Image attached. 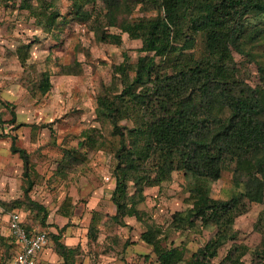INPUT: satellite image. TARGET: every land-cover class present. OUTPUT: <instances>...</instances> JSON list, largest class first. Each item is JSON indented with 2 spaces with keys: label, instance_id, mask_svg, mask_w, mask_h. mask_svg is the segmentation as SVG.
Segmentation results:
<instances>
[{
  "label": "rangeland",
  "instance_id": "rangeland-1",
  "mask_svg": "<svg viewBox=\"0 0 264 264\" xmlns=\"http://www.w3.org/2000/svg\"><path fill=\"white\" fill-rule=\"evenodd\" d=\"M44 9L59 15L60 28L47 31L39 24L33 11ZM74 11L73 0H0V264L12 262L21 251L11 227L15 214L23 227L48 233L45 250L55 256L53 264H161L143 240L147 231L163 247L182 252L177 264H189L220 230L216 224L188 222L195 187L190 172L175 171L160 186L145 187L138 214L121 224L113 219L118 137L97 100L122 89L114 67L126 58L136 62L142 41L116 28L109 32L122 36L121 45L99 40L92 23L81 22ZM248 24H264V15ZM252 46L251 62L236 52L234 57L264 103L259 72L264 39ZM205 50V36L199 34L197 56ZM45 72L51 74L46 93ZM260 118L264 121V109ZM93 127L99 129L95 144L86 139ZM13 136L15 147L26 150L28 164L13 151ZM233 169L209 182L210 195L228 200L244 192ZM129 185L132 194L136 186ZM263 209L252 203L235 219L236 235L218 248L213 264L233 244L250 251L260 245L263 234L255 224ZM250 259V253L243 257Z\"/></svg>",
  "mask_w": 264,
  "mask_h": 264
},
{
  "label": "trees",
  "instance_id": "trees-1",
  "mask_svg": "<svg viewBox=\"0 0 264 264\" xmlns=\"http://www.w3.org/2000/svg\"><path fill=\"white\" fill-rule=\"evenodd\" d=\"M73 7L75 18L91 22L99 40L121 45L122 36L109 32L116 28L142 41L136 62L126 58L114 67L122 89L97 100L118 137L113 219L121 224L137 215L145 187L160 186L175 171L190 172L195 187L188 222L216 224L220 230L189 264H213L218 248L236 235L235 219L252 203L264 205V103L234 57L236 52L247 63L254 60L252 44L264 39V24L248 23L264 15V0H73ZM33 13L45 30L60 28L57 13ZM199 34L206 45L201 57L196 54ZM259 72L264 85L261 64ZM50 77L45 72V93ZM95 133L96 127L86 133L91 144L97 142ZM12 149L28 164L25 149L15 147L14 141ZM231 165L244 192L228 200L213 197L209 182ZM129 183L136 186L132 194ZM255 229L263 234L260 245L250 251L233 244L218 264H264V209ZM142 237L153 246L159 263L182 259L181 251L163 247L152 231ZM248 253L251 261L245 262Z\"/></svg>",
  "mask_w": 264,
  "mask_h": 264
},
{
  "label": "built area",
  "instance_id": "built-area-1",
  "mask_svg": "<svg viewBox=\"0 0 264 264\" xmlns=\"http://www.w3.org/2000/svg\"><path fill=\"white\" fill-rule=\"evenodd\" d=\"M11 227L21 251L10 264H39L38 256L49 244L48 233L28 231L17 214L12 217Z\"/></svg>",
  "mask_w": 264,
  "mask_h": 264
},
{
  "label": "crops",
  "instance_id": "crops-1",
  "mask_svg": "<svg viewBox=\"0 0 264 264\" xmlns=\"http://www.w3.org/2000/svg\"><path fill=\"white\" fill-rule=\"evenodd\" d=\"M14 137L16 138V136H13V141H14ZM43 232H45V231H43ZM20 249H21V247H20ZM54 257L55 256H53L50 253V251L44 249L38 256V262H39V264H53V261L55 260ZM10 263H8V264H10Z\"/></svg>",
  "mask_w": 264,
  "mask_h": 264
}]
</instances>
